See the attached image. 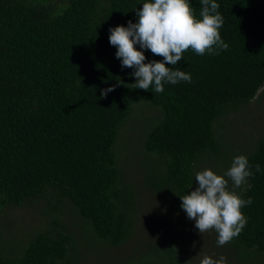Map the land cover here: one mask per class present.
I'll use <instances>...</instances> for the list:
<instances>
[{"label":"trees","instance_id":"trees-1","mask_svg":"<svg viewBox=\"0 0 264 264\" xmlns=\"http://www.w3.org/2000/svg\"><path fill=\"white\" fill-rule=\"evenodd\" d=\"M144 2L0 0V221L6 209L24 211L37 199L45 200V215H52L51 228L36 233L15 259L3 256L0 232V264L71 262L72 237L56 217L68 204L89 224L88 242L99 250L133 239L138 194L125 184L129 172L127 166L120 170L119 152L126 149L121 130L136 105L159 112L141 136L150 164H139L146 171L143 186L166 193L178 212L180 197L195 188L197 164L223 156L215 122L264 87V0H215L224 21L221 38L229 47L218 55L185 51L174 67L189 73L191 82L165 84L163 93L154 86H127L136 82L134 69L122 68L109 29L136 23ZM190 4L200 18L201 0ZM144 54L146 62L163 60L150 50ZM113 86L101 99V90ZM246 157L252 171L259 164L261 172L238 188L252 203L242 208L246 226L224 248L242 264L263 263L264 140ZM166 240H155L153 260L142 256L139 263L121 264H187L184 249Z\"/></svg>","mask_w":264,"mask_h":264},{"label":"rangeland","instance_id":"rangeland-1","mask_svg":"<svg viewBox=\"0 0 264 264\" xmlns=\"http://www.w3.org/2000/svg\"><path fill=\"white\" fill-rule=\"evenodd\" d=\"M105 4V2H104ZM159 112L149 108L145 103L136 105L132 120L127 122L121 130L125 138L126 149L119 152V167L125 172L128 169V177L125 175V184H130L135 193L138 194V206L136 215V227L133 230V239L118 247H105L101 250L90 242L85 229L89 224L79 217L72 204L65 206V211L56 214L57 219L63 222L68 234L72 237V250L69 253L71 262L68 264H121L133 261L139 263L142 256L155 255L156 241L159 237L170 243L178 245L182 255L191 264H199L203 255L227 257L228 264H242L243 261L235 256V252L218 246L215 239L218 234L215 230L199 233L195 228V221L187 218L181 209L173 211V206L166 193H155L143 186V173L139 166L144 163L145 151L140 143L142 133L147 130L149 117H157ZM138 118V120H137ZM136 119V120H134ZM216 138L222 145V157L218 159H204L197 164L196 173L204 169L213 170L218 175H223L231 166L229 159L239 155L247 156L255 149L260 140H264V87L251 102L237 108L229 109L214 124ZM128 137V138H127ZM121 138V140L123 139ZM225 153V154H224ZM229 158V159H228ZM147 161H145V164ZM216 163V164H215ZM150 166L147 163L146 167ZM146 170V169H145ZM218 172H217V171ZM247 183V182H246ZM244 183V184H246ZM232 183L229 181V189ZM198 186L195 182V188ZM195 188H193L195 190ZM238 193V188L235 189ZM45 200L37 199L27 205L24 211L6 209V218L0 221V232L2 235V253L7 259H15L24 253L26 243L36 233L47 231L51 228L52 215H45ZM161 231L158 236L155 230ZM28 235H30L28 237ZM151 235V236H150ZM164 241V240H163ZM97 244V243H95ZM163 244V243H162ZM195 245V247H194ZM147 260V261H148ZM248 264H264L259 259L252 260Z\"/></svg>","mask_w":264,"mask_h":264},{"label":"clouds","instance_id":"clouds-1","mask_svg":"<svg viewBox=\"0 0 264 264\" xmlns=\"http://www.w3.org/2000/svg\"><path fill=\"white\" fill-rule=\"evenodd\" d=\"M201 4L200 18H197L190 0H145L136 11V23L130 20L127 27L109 29V42L117 48L115 55L121 60L122 68L134 69L136 82L127 86L144 91L154 86L156 93H163L165 84L191 82L189 73L174 67L185 51L191 49L203 56L218 55L219 51L228 49L219 31L224 23L218 11L220 5L215 0H201ZM137 45L141 50H137ZM144 50H150L163 60L146 62ZM114 90L115 86L101 90V99ZM252 167L246 156L239 155L233 158L223 175L210 169L199 171L195 174L198 186L180 197L182 210L188 219L195 221L200 234L212 230L218 233V246L230 243L246 226L242 208L250 205L252 199H242L235 189L261 172L259 164L255 165V172ZM187 264H191V260ZM199 264H228V260L225 256L214 259L203 255Z\"/></svg>","mask_w":264,"mask_h":264}]
</instances>
